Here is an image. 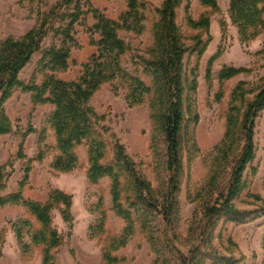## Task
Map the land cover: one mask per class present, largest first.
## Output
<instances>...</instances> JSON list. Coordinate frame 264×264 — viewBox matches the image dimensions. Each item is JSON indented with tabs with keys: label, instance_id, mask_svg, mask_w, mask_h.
I'll list each match as a JSON object with an SVG mask.
<instances>
[{
	"label": "rangeland",
	"instance_id": "1",
	"mask_svg": "<svg viewBox=\"0 0 264 264\" xmlns=\"http://www.w3.org/2000/svg\"><path fill=\"white\" fill-rule=\"evenodd\" d=\"M90 1L111 20H117L127 11L126 0ZM163 1L145 0V8L139 11L144 17L140 34L118 32L130 48L122 59L123 68L150 87L152 78L137 57L149 56ZM47 2L51 5L53 0ZM229 2L215 0L213 9L201 0H190L187 13L186 2L176 9V23L188 51L184 55L186 126L181 138L182 168L177 177L176 209L171 224L165 223L148 205L162 199L170 179L165 141L152 119L150 97L140 105L129 107L126 86L106 83L91 100L95 112L103 117L107 154L104 161L112 159L118 142L152 188L150 198L144 202L123 181V196L129 200H124L122 205L130 211L134 229L124 246L120 243L124 240L126 221L113 209L111 179L104 177L99 185L90 184L87 146L77 150L78 162L73 170H54L52 163L58 151L48 122L54 107L49 104L33 107V94L19 89L4 102L11 132L0 136V166H5L0 197L18 192L29 167L28 180L21 190L25 201L46 203L55 191L71 200L70 222L62 216L65 209L62 204L51 210L52 228L62 236L60 246L51 251L53 264H110L103 259L108 247L112 248L111 257L116 259L113 264H183L181 256L188 257L195 250L199 264H226L229 260L238 261L237 264H264V110L255 120L254 159L242 174L243 190L233 200L239 211L249 214V220L238 224L224 217L211 221L206 218V209L227 190L234 165L242 153L246 108L264 89V34L251 38L249 30L242 36L230 18ZM36 13L37 8L24 1L0 0V44L8 37L19 38L33 29ZM203 16L207 17V28L188 24V18L198 24ZM95 24V18L88 14L76 25V46L71 48L69 68L55 73L56 78L71 82L80 75L82 65L95 52L91 40L99 39L97 33L90 32ZM58 44L59 38L48 35L40 51L20 73V80L41 84L49 74L38 72L42 52ZM194 47L197 50L192 52ZM224 68L239 72L220 81L219 74ZM193 82L195 92H190ZM230 119H235L237 126L228 134ZM29 126L34 132L21 146L22 133ZM39 152L43 156L41 161L36 159ZM103 213L106 221L100 234L94 228ZM38 228L36 217L24 205L0 207V231H3L0 264H42V247L32 242ZM22 247L27 249L25 256Z\"/></svg>",
	"mask_w": 264,
	"mask_h": 264
},
{
	"label": "trees",
	"instance_id": "2",
	"mask_svg": "<svg viewBox=\"0 0 264 264\" xmlns=\"http://www.w3.org/2000/svg\"><path fill=\"white\" fill-rule=\"evenodd\" d=\"M31 7L37 8L36 25L19 38L8 37L0 44V136L11 132L8 118L4 114L3 104L15 90L33 94L32 104H49L54 107L48 122L54 131L55 148L58 151L52 168L57 171L73 170L78 162L77 150L87 146L89 167L87 177L93 186L99 185L104 177L111 179L110 194L113 209L126 221L124 240L133 233V221L129 210L123 208V181L132 188L136 197L143 200L150 198L152 188L149 182L135 169V164L126 154L124 146L115 143L112 159L105 162L106 142L103 139V117L99 116L91 106L94 94L106 83L123 84L126 86V101L129 107L140 105L145 98L150 97L149 106L152 119L164 137L167 156V168L170 179L166 192L161 200L148 203L150 208L160 214L165 223L171 224L172 213L176 209V193L178 191L177 177L181 172V138L185 131L186 68L184 55L188 48L183 43L179 27L176 23V9L186 2L185 11L189 10L190 0H164L158 11L159 20L154 25V45L148 50V58L137 57L152 78L151 87L138 76L128 73L122 66V59L130 50L118 32L120 30L141 33L144 29V17L139 11L145 8V0H126L127 11L117 20L106 18L95 9L90 0H53L51 5L47 0H21ZM229 14L232 22L238 27L242 36L249 30L251 38L264 34V0H229ZM202 4L213 9L215 0H201ZM88 14L96 20L90 30L91 35L97 33L98 41L91 40L95 52L82 65L80 75L71 82L55 77V73L64 72L69 68L71 48L76 46L75 27L82 23ZM188 24L195 28H207V17L203 16L198 24L190 18ZM52 34L59 38V44L52 45L42 52L38 64V72L45 73L44 81L37 84L35 80L24 83L19 76L29 64L32 56L39 52L42 42ZM197 47L192 48V52ZM239 71L224 68L219 74L220 81L234 77ZM190 92H195V84H190ZM264 110V89L248 104L243 120L244 146L242 153L232 170L227 190L222 193L214 204L206 209V218L224 217L238 224L246 223L249 214L239 211L233 200L243 190V172L254 159V126L259 113ZM227 133L235 129L236 120L230 119ZM28 127L21 136V146L25 138L33 133ZM21 150V147H20ZM36 159L41 161L39 152ZM19 156V155H18ZM21 156V155H20ZM30 169L26 168L23 180L18 185V192L0 197V207L5 205H24L33 214L39 228L34 231L32 242L42 247V264H53L51 251L60 246L62 236L52 228L51 210L53 206L62 204L63 218L72 220L69 209L71 200L68 196L55 191L46 203L25 201L21 190L28 180ZM5 166H0V189L4 188ZM154 200V199H153ZM145 202V201H144ZM106 216L102 214L101 221L95 226V231L104 232ZM3 242V231H0V245ZM112 246V245H109ZM112 248H105L103 259L110 264L116 262L111 257ZM27 249L22 247V256ZM196 250L188 257L181 256L183 264H199L196 261ZM238 261H227L226 264H237Z\"/></svg>",
	"mask_w": 264,
	"mask_h": 264
}]
</instances>
